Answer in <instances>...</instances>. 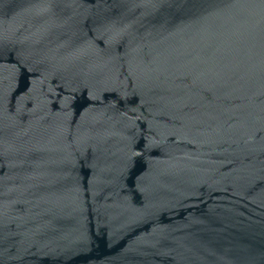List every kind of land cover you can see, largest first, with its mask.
<instances>
[{"label": "water", "instance_id": "water-1", "mask_svg": "<svg viewBox=\"0 0 264 264\" xmlns=\"http://www.w3.org/2000/svg\"><path fill=\"white\" fill-rule=\"evenodd\" d=\"M0 264H264V0H0Z\"/></svg>", "mask_w": 264, "mask_h": 264}]
</instances>
